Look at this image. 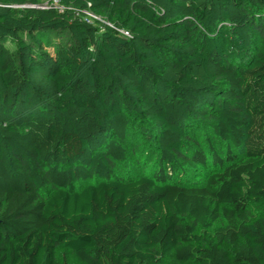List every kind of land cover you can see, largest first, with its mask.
I'll list each match as a JSON object with an SVG mask.
<instances>
[{
    "label": "trees",
    "instance_id": "trees-1",
    "mask_svg": "<svg viewBox=\"0 0 264 264\" xmlns=\"http://www.w3.org/2000/svg\"><path fill=\"white\" fill-rule=\"evenodd\" d=\"M37 4L0 0V264H264V0Z\"/></svg>",
    "mask_w": 264,
    "mask_h": 264
},
{
    "label": "rangeland",
    "instance_id": "rangeland-1",
    "mask_svg": "<svg viewBox=\"0 0 264 264\" xmlns=\"http://www.w3.org/2000/svg\"><path fill=\"white\" fill-rule=\"evenodd\" d=\"M25 7H30V8H38V9H44L47 7V1L46 0H38V4L37 5H25ZM94 19V18H93ZM95 20H100L103 21L101 19H97L95 18ZM130 167H134L133 169H135L136 167L134 166V163L131 161V159L129 160ZM58 259L60 262H69L72 264L76 263V259L74 257V255L72 253H70L69 251H67L64 248H61L58 250ZM166 264H181L179 262H177L174 258H169L166 260Z\"/></svg>",
    "mask_w": 264,
    "mask_h": 264
},
{
    "label": "built area",
    "instance_id": "built-area-1",
    "mask_svg": "<svg viewBox=\"0 0 264 264\" xmlns=\"http://www.w3.org/2000/svg\"><path fill=\"white\" fill-rule=\"evenodd\" d=\"M47 1V7L43 10H49V9H56V10H63V7L60 4V0H46ZM123 35L129 36L128 33L122 32Z\"/></svg>",
    "mask_w": 264,
    "mask_h": 264
}]
</instances>
